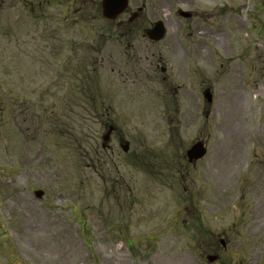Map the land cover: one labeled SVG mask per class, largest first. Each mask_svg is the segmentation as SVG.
Wrapping results in <instances>:
<instances>
[{"label": "rangeland", "instance_id": "1", "mask_svg": "<svg viewBox=\"0 0 264 264\" xmlns=\"http://www.w3.org/2000/svg\"><path fill=\"white\" fill-rule=\"evenodd\" d=\"M195 2L232 11L189 21L175 15L189 4L145 0L140 19L194 40L177 108L152 74L127 88L118 39L98 55L83 46L122 34L98 8L0 0V264H264V0ZM223 48L258 54L253 93L221 74ZM196 140L207 154L192 165Z\"/></svg>", "mask_w": 264, "mask_h": 264}, {"label": "flooded vegetation", "instance_id": "2", "mask_svg": "<svg viewBox=\"0 0 264 264\" xmlns=\"http://www.w3.org/2000/svg\"><path fill=\"white\" fill-rule=\"evenodd\" d=\"M204 1H207L208 4L210 3V0ZM76 2L82 5L74 8ZM175 2L177 6H186L189 4L188 7L191 17L186 20H191L192 18L208 19L216 14L215 12H211L210 6L208 7L204 4L202 8V4L195 2V0H175ZM83 5L86 6V9L98 8L100 10L101 0H66V10L68 13L75 14L81 11ZM166 5L162 4L159 10L166 11ZM132 7H134L133 10ZM132 7L128 3L125 11L120 15L123 18L117 21H111V23L117 22V27L122 31V34L116 36L97 35L93 37L96 38L94 42L88 41L87 43L89 44L83 46L95 51L98 55L110 47L109 43L112 38L118 39L119 43H124L127 88L142 84L152 74L156 80L160 97L163 100H167L168 98L172 99L178 108L190 96L189 87L193 85V74L196 65L194 40L190 34H177L168 36V38L165 35L159 41L152 40L145 34V31L151 28L155 21L145 24L144 21L140 20L147 16L145 0H142V2L134 0ZM230 12L225 7L223 15L226 17ZM166 14L170 15L171 11H168ZM169 22V24L172 23L171 21ZM165 27L167 29V26ZM92 42L95 45L91 44ZM252 48L255 50L254 47ZM223 50L225 52V58L220 63L221 74L234 73L239 75V85H241V88L243 90L245 89L243 85L245 81L247 85H252L253 93L254 89H257L258 86V79L256 78L258 73V54L252 60L247 61L245 58L248 59V56L244 55V51H240L236 55H231L228 49L223 48ZM108 57L111 58V56ZM113 61L114 59L111 61L112 64H114ZM245 75H247L246 79ZM206 88L211 90V87L207 86ZM242 100H245L244 96ZM242 100L239 98V101L242 102Z\"/></svg>", "mask_w": 264, "mask_h": 264}, {"label": "water", "instance_id": "3", "mask_svg": "<svg viewBox=\"0 0 264 264\" xmlns=\"http://www.w3.org/2000/svg\"><path fill=\"white\" fill-rule=\"evenodd\" d=\"M126 7V0H103L102 3V14L107 19H114L117 15H119L124 8ZM184 16H188V13L182 12L181 13ZM163 26L160 22L156 23L154 28L150 31H148V34L151 38L158 40L163 36ZM203 97L206 102L211 101V94L209 92H205L203 94ZM112 127L110 126L106 132V134L103 136V141L107 142L109 139V135L112 131ZM128 145L124 144L122 145L123 151H127ZM206 153V148L201 141H197L194 144H192L189 149L186 151V157L188 162H195L201 158L204 157ZM41 192L37 191L35 192V195L37 197L41 196ZM216 259V256H208V261L212 262Z\"/></svg>", "mask_w": 264, "mask_h": 264}]
</instances>
